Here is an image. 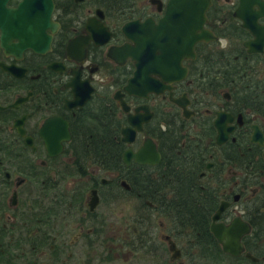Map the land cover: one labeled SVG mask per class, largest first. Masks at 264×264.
Listing matches in <instances>:
<instances>
[{
	"label": "flooded vegetation",
	"instance_id": "obj_1",
	"mask_svg": "<svg viewBox=\"0 0 264 264\" xmlns=\"http://www.w3.org/2000/svg\"><path fill=\"white\" fill-rule=\"evenodd\" d=\"M50 1L0 0L52 36L0 46V264H264V0L191 47L170 0Z\"/></svg>",
	"mask_w": 264,
	"mask_h": 264
},
{
	"label": "water",
	"instance_id": "obj_2",
	"mask_svg": "<svg viewBox=\"0 0 264 264\" xmlns=\"http://www.w3.org/2000/svg\"><path fill=\"white\" fill-rule=\"evenodd\" d=\"M27 3H31L33 0H23ZM50 0H48L49 2ZM209 1L208 0H170L167 3V10L165 11L164 17L158 22L156 25L157 33L160 32L159 29L163 28H171L174 29L172 33H177V37L179 39V44L182 42L183 35L185 36V42H188L189 47L194 43L196 40L204 39L207 32L205 31L204 27H202V22L205 19L204 17V10L207 8ZM49 12L53 4L51 1L49 2ZM21 15L17 12H12L9 15V20L14 22V20L19 19ZM48 16V14H47ZM192 22L190 24L187 21ZM177 21V23H176ZM177 24V29L175 27ZM17 26L18 28L27 27L31 28V25L28 23L17 24L12 23L11 26ZM189 27L191 29H189ZM170 29V30H171ZM171 32V31H170ZM169 32V35H170ZM156 33V34H157ZM6 36L9 38L7 39ZM2 40H0L1 48L5 50H9V48L14 50L19 49V52L25 47H30L33 51H39L40 46L43 48L40 50L45 51L46 48H49V41L52 36L50 34L40 35L39 33H29V32H18L15 31L12 34L3 33ZM17 38V42L12 43V40ZM43 40V41H42ZM41 42L42 44L40 45ZM4 50V51H5Z\"/></svg>",
	"mask_w": 264,
	"mask_h": 264
}]
</instances>
